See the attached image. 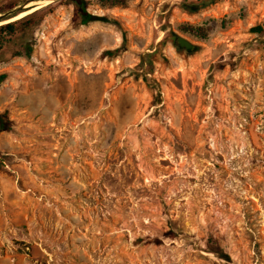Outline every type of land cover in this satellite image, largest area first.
Segmentation results:
<instances>
[{
	"label": "rangeland",
	"instance_id": "rangeland-1",
	"mask_svg": "<svg viewBox=\"0 0 264 264\" xmlns=\"http://www.w3.org/2000/svg\"><path fill=\"white\" fill-rule=\"evenodd\" d=\"M44 1L0 0L3 24L38 8L0 34V61L14 58L0 74L90 75L71 93L97 107L82 124L59 111L41 149L0 147V235L16 236L0 255L264 264V0H86L100 19L85 26L71 1Z\"/></svg>",
	"mask_w": 264,
	"mask_h": 264
},
{
	"label": "crops",
	"instance_id": "crops-1",
	"mask_svg": "<svg viewBox=\"0 0 264 264\" xmlns=\"http://www.w3.org/2000/svg\"><path fill=\"white\" fill-rule=\"evenodd\" d=\"M11 61L3 62L0 65L8 64L3 67L7 68ZM5 73L8 78L0 87V103L3 104L0 115H7L6 119L10 121L11 129L9 131L0 130V147L8 145L7 154L9 155L16 156V153L20 151L19 146L26 143L29 144L30 151L36 147L41 149L44 145L40 146V144L49 142L50 137L48 136L59 135L57 130L65 124L62 121L53 120L59 111L62 119L75 114L76 118L79 119L76 122L81 124L85 123L95 113L97 102L95 105L93 104V108H90L87 100L88 94L81 96L78 90H73L74 92L71 93L72 86L77 85L79 87L78 85L83 79L92 81L91 89H93L95 80L91 79L90 75L78 76L75 80L62 77L49 84L44 76L33 75L30 78L23 77L16 80L7 70L1 74ZM14 80L22 82V84H15ZM66 87L70 89V92H66ZM60 145H55V153H58V149L61 148ZM35 154L41 155L42 153L39 151ZM12 237L16 236L0 235V243L8 241L6 238ZM0 256L3 257V264H8L7 249Z\"/></svg>",
	"mask_w": 264,
	"mask_h": 264
},
{
	"label": "trees",
	"instance_id": "trees-1",
	"mask_svg": "<svg viewBox=\"0 0 264 264\" xmlns=\"http://www.w3.org/2000/svg\"><path fill=\"white\" fill-rule=\"evenodd\" d=\"M74 4L75 7V15L76 18L79 20V25L80 26H85V25H89L92 22H95L97 20H99L100 18L94 16L93 14H91L88 11V6H87V2L86 0H69ZM221 0H207V8L209 9L210 7H212L214 4L220 2ZM26 12V11H25ZM23 13V12H22ZM18 16V15H17ZM25 17V18H24ZM20 19H16L14 21L8 22V23H4L2 25H0V34L1 33H6V32H13V30L17 29L19 26H23L24 28H31L34 23H35V19H34V15H31L29 17L24 16ZM6 24V25H5ZM258 30L260 31L261 29L258 28ZM257 32V31H254ZM122 46L119 47L118 49H116L113 52H108L111 56H116L120 53V51H122ZM14 58L10 59V60H2L0 61V64L3 62H8L13 60ZM8 75L5 74H0V87L2 86V84L7 80ZM7 115L3 114L0 115V130H7L9 131L11 129V124L10 121L6 119Z\"/></svg>",
	"mask_w": 264,
	"mask_h": 264
},
{
	"label": "water",
	"instance_id": "water-1",
	"mask_svg": "<svg viewBox=\"0 0 264 264\" xmlns=\"http://www.w3.org/2000/svg\"><path fill=\"white\" fill-rule=\"evenodd\" d=\"M48 1H54V0H48ZM20 13H22V12H20ZM19 13V14H20ZM18 14V15H19ZM14 17H16V16H14ZM13 17V18H14ZM9 19H12V18H9ZM8 19V20H9ZM2 21H5V20H2ZM176 44H177V46L178 47H180V48H182V49H185V50H191V49H193L194 48V45L192 44V43H190L188 40H186V39H184V38H182V37H178L177 38V40H176Z\"/></svg>",
	"mask_w": 264,
	"mask_h": 264
},
{
	"label": "bare ground",
	"instance_id": "bare-ground-1",
	"mask_svg": "<svg viewBox=\"0 0 264 264\" xmlns=\"http://www.w3.org/2000/svg\"><path fill=\"white\" fill-rule=\"evenodd\" d=\"M43 3H44V4H47L48 1H44ZM36 9H38L37 6H36V7H33V8H30V9L27 10L26 12L20 13V14L16 17V19L22 18V17H24L25 15H28V14L32 13V12L35 11ZM1 24H3V23H0V25H1Z\"/></svg>",
	"mask_w": 264,
	"mask_h": 264
}]
</instances>
